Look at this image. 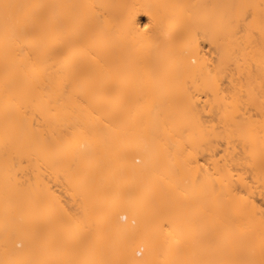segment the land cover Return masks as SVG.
I'll return each instance as SVG.
<instances>
[{"label": "bare ground", "instance_id": "1", "mask_svg": "<svg viewBox=\"0 0 264 264\" xmlns=\"http://www.w3.org/2000/svg\"><path fill=\"white\" fill-rule=\"evenodd\" d=\"M0 264H264V0H0Z\"/></svg>", "mask_w": 264, "mask_h": 264}, {"label": "rangeland", "instance_id": "2", "mask_svg": "<svg viewBox=\"0 0 264 264\" xmlns=\"http://www.w3.org/2000/svg\"><path fill=\"white\" fill-rule=\"evenodd\" d=\"M141 18H142V20L144 19L143 17H141ZM62 185H64V184H62ZM65 187H66V186H63V188L61 189V190H62V193H69V195H70V191H69V189L67 188V190H68V191H67V190H65V189H66ZM60 188H61V187H60ZM64 188H65V189H64ZM63 189H64V191H63ZM66 191H67V192H66ZM63 195H65V197H66V196H69L68 194H63ZM63 195H62V196H63ZM65 197L63 196L62 198H65ZM66 198H67V197H66ZM66 198H65V199H66ZM68 198H69V197H68ZM65 199H64V200H65ZM66 200H67V199H66ZM69 200H70V198H69ZM69 200H67V201H69ZM71 200H72V199H71ZM67 201H66V202H67ZM73 202H74V201H71L70 203L72 204ZM68 204H69V203H68ZM71 204H69V205H71ZM71 209H72V211H75V209L73 208V206L71 207Z\"/></svg>", "mask_w": 264, "mask_h": 264}, {"label": "snow or ice", "instance_id": "3", "mask_svg": "<svg viewBox=\"0 0 264 264\" xmlns=\"http://www.w3.org/2000/svg\"><path fill=\"white\" fill-rule=\"evenodd\" d=\"M144 28H145V29H147V28H148V25H147V24H145V25H144Z\"/></svg>", "mask_w": 264, "mask_h": 264}]
</instances>
